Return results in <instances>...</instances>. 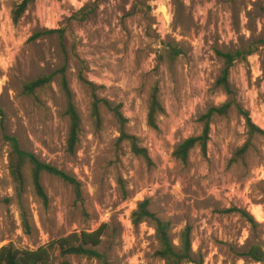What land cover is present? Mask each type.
<instances>
[{
  "label": "rangeland",
  "instance_id": "obj_1",
  "mask_svg": "<svg viewBox=\"0 0 264 264\" xmlns=\"http://www.w3.org/2000/svg\"><path fill=\"white\" fill-rule=\"evenodd\" d=\"M23 1L0 0V249L36 250L106 224L98 250L107 263L72 255L70 264H164L155 255L153 223L132 222L149 200L150 210L172 223L175 245L191 227L194 260L186 264H261L244 253L253 243L264 246V133L251 135L245 114L264 132V0H34L15 23ZM171 46L183 51L174 62ZM251 50L232 67L227 95L216 86L224 68L219 53ZM63 67L82 120L74 154L67 152ZM43 75H53L52 82L26 95L25 85ZM155 87L165 109L158 129L148 125ZM94 94L121 106L124 131L148 150L152 164L120 140L122 128L105 105L95 129ZM226 102L235 106L213 119L206 153L194 149L186 164L175 159L179 144L202 134L201 117ZM4 134L81 183L79 201L72 185L43 174L45 205L30 169L25 172L30 235L22 227Z\"/></svg>",
  "mask_w": 264,
  "mask_h": 264
},
{
  "label": "trees",
  "instance_id": "obj_2",
  "mask_svg": "<svg viewBox=\"0 0 264 264\" xmlns=\"http://www.w3.org/2000/svg\"><path fill=\"white\" fill-rule=\"evenodd\" d=\"M34 0H24L14 11L13 20L17 23L22 15L28 10L30 4ZM91 14V13H89ZM85 16L82 17V20ZM60 32L57 30H50L49 33ZM183 53L177 46H171L168 50V58L174 62ZM254 50L244 52H226L219 53L223 59L224 68L221 76L216 82L218 88H222L227 95H232L230 84V71L234 64L239 61L247 60V57L252 55ZM66 67L60 70L61 74V87L66 100L65 115L69 119V133L67 139V152L74 154L80 142V135L82 132V120L73 103L72 92L65 73ZM53 80V75H43L25 85L24 93L28 96H34L36 91L45 88ZM89 86L95 90L92 83ZM101 105H105L111 109L117 122L122 128L121 141H128L132 152L143 157L149 164H152L149 157L148 150L139 145V141L135 136L128 135L124 131L127 119L121 112V106L112 107L110 103L104 99H100L94 94L92 104V119L95 129L98 131L102 126ZM234 103L226 102L220 107H213L204 114L200 121L203 125V132L200 136L191 137L183 141L177 146L173 153V157L182 163L186 164L189 160L191 152L200 148L203 153H206L208 142L210 139L211 123L215 117H226L229 112L234 108ZM165 113L164 106L160 100L159 88L155 87L148 100V125L151 128L158 129L159 116ZM0 114L2 111L0 110ZM3 116V115H1ZM248 120V127L251 135L257 133L263 134L264 132L256 127L250 116L245 114ZM4 121H2V129L4 128ZM4 139L9 143L10 153L8 156L9 172L13 179L15 193L20 207V215L22 227L25 234H31V223L28 214L24 208L23 196L25 190V172L30 169L32 184L36 195L42 200L45 205H48L49 198L42 185V175L49 174L62 179L63 181L72 185L75 189L77 199L82 200L81 183L74 177L58 169L57 167L42 162L34 153L22 149L19 140L16 137L4 134ZM248 150L245 146L237 153V158H243ZM230 213H240L243 217L255 225V221L245 211L239 209L229 210ZM132 222L134 225H139L144 222H152L156 231V240L158 248L156 250V257L164 262V264H186L193 262V247H192V229L187 226L180 235V244L175 245L172 238V223L159 218L155 213L150 210L149 200H145L139 204L137 210L132 215ZM107 225L102 224L98 229L91 232L73 233L67 237L53 240L46 245L40 246L36 250L20 249L13 244L1 247L0 249V264H70L68 257L72 255L83 256L88 259H96L107 263V256L102 253L98 248L103 243V237L106 234ZM59 252V256L55 253ZM244 256L250 260L264 264V246L259 243H253L244 253Z\"/></svg>",
  "mask_w": 264,
  "mask_h": 264
}]
</instances>
